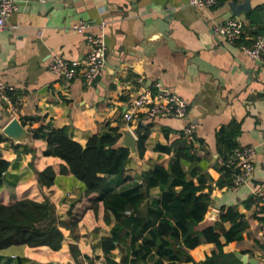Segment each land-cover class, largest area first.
<instances>
[{"label": "crops", "instance_id": "crops-1", "mask_svg": "<svg viewBox=\"0 0 264 264\" xmlns=\"http://www.w3.org/2000/svg\"><path fill=\"white\" fill-rule=\"evenodd\" d=\"M15 1L17 8L0 31V80L11 88L16 108L10 113L0 100V153L9 161L0 203L49 200L61 220L63 240L58 249L2 248L0 264H109L100 238L110 234L114 223L112 216L105 221L98 191H86L64 160L43 154L45 138L34 136L32 145L16 144L2 132L13 117L32 132L41 125L65 126L81 145L114 127L129 125L137 139L144 134L142 155L130 156L122 178L108 177L117 191L140 183L155 165L168 168L181 145L189 148L194 158L182 159L183 169L195 184L203 178L198 193L209 196L196 228L213 226L220 244L202 241L189 249L191 260L183 264H264V204L256 193L264 186V63L242 51L240 45L247 39L230 44L213 31L215 24L236 17L243 21L247 37L264 33V0H219L210 8L188 0ZM165 16L171 42L158 27L157 19ZM78 23L88 26L78 32L73 28ZM90 33L103 34L107 43L103 74L96 81L87 84L77 77L66 83L48 70L53 55L83 60ZM157 81L187 100L186 115L149 119L134 111L127 122L129 100ZM187 125L193 126L191 139L183 132ZM226 140L256 150L251 177L237 187L228 183L223 170V156L230 148ZM49 166L54 182L40 186L37 172ZM61 166L67 170L59 171ZM169 186L168 182L152 187L150 202ZM229 208L239 216L219 222ZM237 223L244 228L227 240L225 232L237 228ZM112 258L120 260L119 248L112 250Z\"/></svg>", "mask_w": 264, "mask_h": 264}, {"label": "trees", "instance_id": "trees-1", "mask_svg": "<svg viewBox=\"0 0 264 264\" xmlns=\"http://www.w3.org/2000/svg\"><path fill=\"white\" fill-rule=\"evenodd\" d=\"M33 133L35 137L45 138L44 155L64 160L86 191L99 192L105 221L109 222L111 216L114 218L110 234L100 238V246L109 264H183L191 260L189 249L202 241L211 240L220 244L213 226L196 228L208 209L209 196L198 193L203 178L199 177L198 184H195L183 169L181 160L194 158L189 148L181 145L168 168L155 165L143 174L140 183L117 191L109 185L108 177L122 178L130 159L127 147L115 146L120 136L118 127L90 136L85 145L73 140L65 126L55 128L49 124L41 125ZM144 139L145 135L139 134L137 150L140 156L144 150ZM221 140L225 138L222 136ZM226 141L230 148L223 159L237 146L230 140ZM8 167L9 161L3 159L0 153V187ZM66 170L65 166L59 168V171ZM223 170L231 185L232 170L225 165ZM191 174L196 172L192 171ZM37 178L40 186H50L54 182L55 172L49 166L38 171ZM168 182L170 186L150 202V189ZM238 216L239 213L229 208L220 214L219 222L228 219L235 221ZM60 223L55 205L47 199L36 201L23 198L12 204L0 203V249L11 245H47L58 249L63 240ZM235 227L225 232L227 240L239 236L244 224L237 223ZM115 248L120 251L119 261L112 258ZM71 250L75 252L73 245Z\"/></svg>", "mask_w": 264, "mask_h": 264}, {"label": "built area", "instance_id": "built-area-1", "mask_svg": "<svg viewBox=\"0 0 264 264\" xmlns=\"http://www.w3.org/2000/svg\"><path fill=\"white\" fill-rule=\"evenodd\" d=\"M196 7L210 8L219 0H188ZM17 8L15 0H0V31L7 27L6 19ZM105 23L101 21L99 27L103 29ZM88 24L78 23L73 25L74 30L82 32ZM214 33L230 44H238L242 40L246 42L240 45L242 51L250 58L264 63V33H255L246 36L245 26L239 18H229L223 23L213 26ZM88 49L83 60L67 59L61 55H53L48 62L49 71L68 83L74 78L80 77L87 84H92L102 74L106 62L107 43L103 34L87 35ZM11 88L0 80V100L7 105L10 113H15L11 95ZM130 111L125 114V119L130 122L134 111H141L149 119L158 117L183 118L188 109V102L172 89L157 81L141 91L129 100ZM128 127H130L128 125ZM184 135L191 139L193 126L187 125L183 129ZM253 145H237L222 160V163L232 170V185L237 187L245 183L254 171L253 159L255 156ZM259 201L264 204V186L257 191Z\"/></svg>", "mask_w": 264, "mask_h": 264}, {"label": "water", "instance_id": "water-1", "mask_svg": "<svg viewBox=\"0 0 264 264\" xmlns=\"http://www.w3.org/2000/svg\"><path fill=\"white\" fill-rule=\"evenodd\" d=\"M159 30L162 33V36L168 41H172L170 37V27H169V18L162 17L157 19ZM141 123H139L140 125ZM2 132L16 144H25L28 143L32 145L34 133L26 129L19 118L13 117L11 120L3 127ZM120 136L115 143V146H124L129 149V156L138 159L139 153L137 150V136L128 126L118 129ZM205 216V215H204ZM242 261H245L242 259Z\"/></svg>", "mask_w": 264, "mask_h": 264}]
</instances>
